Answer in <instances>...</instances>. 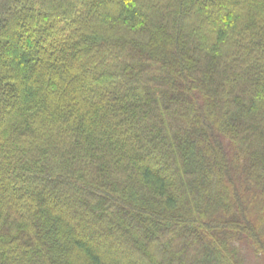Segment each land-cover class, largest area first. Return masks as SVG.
I'll return each instance as SVG.
<instances>
[{
  "label": "trees",
  "instance_id": "trees-1",
  "mask_svg": "<svg viewBox=\"0 0 264 264\" xmlns=\"http://www.w3.org/2000/svg\"><path fill=\"white\" fill-rule=\"evenodd\" d=\"M264 261V0H0V264Z\"/></svg>",
  "mask_w": 264,
  "mask_h": 264
},
{
  "label": "rangeland",
  "instance_id": "rangeland-1",
  "mask_svg": "<svg viewBox=\"0 0 264 264\" xmlns=\"http://www.w3.org/2000/svg\"><path fill=\"white\" fill-rule=\"evenodd\" d=\"M245 261L248 262V264H264V261L262 259H259L255 257L249 250L245 249Z\"/></svg>",
  "mask_w": 264,
  "mask_h": 264
}]
</instances>
